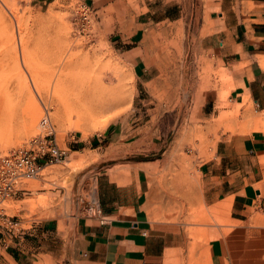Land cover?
I'll list each match as a JSON object with an SVG mask.
<instances>
[{
	"label": "crops",
	"instance_id": "1",
	"mask_svg": "<svg viewBox=\"0 0 264 264\" xmlns=\"http://www.w3.org/2000/svg\"><path fill=\"white\" fill-rule=\"evenodd\" d=\"M86 2L116 8L150 114L92 136L105 220L3 229L0 264H264V0ZM214 215L253 221L252 245L229 246Z\"/></svg>",
	"mask_w": 264,
	"mask_h": 264
},
{
	"label": "rangeland",
	"instance_id": "2",
	"mask_svg": "<svg viewBox=\"0 0 264 264\" xmlns=\"http://www.w3.org/2000/svg\"><path fill=\"white\" fill-rule=\"evenodd\" d=\"M100 8L99 2L86 0H0V146L22 143L48 117L66 149L62 163L45 167L39 177L28 179L29 190L5 202L7 212L23 219V227L45 217L73 221L78 197L93 186L94 147L100 141L92 136L110 120L128 118L136 126L150 114L122 49L119 26L125 25L111 22L116 8ZM182 36L184 46L185 32ZM169 123L160 122L163 131ZM248 212L253 214L254 207ZM196 219L205 222V216ZM213 219L222 225L229 246L232 240L252 245L253 221ZM192 234L207 239L204 232Z\"/></svg>",
	"mask_w": 264,
	"mask_h": 264
},
{
	"label": "built area",
	"instance_id": "3",
	"mask_svg": "<svg viewBox=\"0 0 264 264\" xmlns=\"http://www.w3.org/2000/svg\"><path fill=\"white\" fill-rule=\"evenodd\" d=\"M81 6L82 16L87 18L86 3ZM65 159L66 149L59 144L56 128L48 117L44 119L42 129L22 143L6 148L0 146V232L6 228L21 227L20 220L6 211L5 202L29 190V178L39 177L45 167L62 163ZM86 189V194L78 197L77 215L104 221L105 216L93 186Z\"/></svg>",
	"mask_w": 264,
	"mask_h": 264
}]
</instances>
